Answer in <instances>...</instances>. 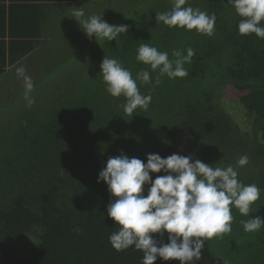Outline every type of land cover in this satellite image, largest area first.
<instances>
[{"label":"trees","instance_id":"trees-1","mask_svg":"<svg viewBox=\"0 0 264 264\" xmlns=\"http://www.w3.org/2000/svg\"><path fill=\"white\" fill-rule=\"evenodd\" d=\"M106 1L103 19L127 25V33L107 42L76 31L74 50L65 47L61 61L43 66L49 73L31 77V107L22 79L18 91L7 86L0 96V245L28 233L39 241L34 254L1 256L0 264H141L142 251H117L110 244L119 226L107 215L108 187L97 182L107 160L121 151L145 163L148 154L166 158L175 153L191 154L213 167L232 165L240 181L258 186L260 198L249 216L233 207L232 231L207 240L203 251L226 264H264V228L245 232L240 223L264 217V39L239 34L242 18L227 0H188L185 5L215 13L212 36L156 21V13L170 11L174 0ZM141 44L167 52L170 60L173 50L186 55L191 47L195 55L184 65L188 75L164 76L155 85L157 73L136 59ZM33 49V42L16 54L11 49L10 63ZM104 56L121 61L133 78L142 69L150 71L153 84L137 81L140 92L152 96L147 110L138 107L128 115L126 99L107 93L100 73ZM69 57L79 61L70 75L60 76L59 65ZM222 86L237 95L253 121L251 132L220 103ZM244 155L249 163L240 167L237 161ZM153 235L168 243V233ZM155 264L180 262L158 258Z\"/></svg>","mask_w":264,"mask_h":264},{"label":"clouds","instance_id":"clouds-1","mask_svg":"<svg viewBox=\"0 0 264 264\" xmlns=\"http://www.w3.org/2000/svg\"><path fill=\"white\" fill-rule=\"evenodd\" d=\"M188 0H174L170 11L156 13V21L169 28L195 30L197 34L212 36L215 31L216 15H211L185 6ZM242 19L238 23L241 35L255 34L264 39V0H227ZM73 17L85 35L91 39L107 42L127 33V25H110L100 15L86 17L83 8H76ZM186 55L173 50L169 59L167 52L158 51L149 44H141L136 59L150 66L157 73L155 85L161 77L183 78L188 75L184 68L191 63L194 49L188 47ZM100 73L106 84V91L112 97L126 99L124 111L132 115L139 107L147 110L151 95H143L137 81L153 84L149 70L142 69L135 78L118 59L104 56ZM23 80L24 98L29 107L35 103L31 98L32 78L23 66L16 68ZM249 163L247 155L237 161L240 167ZM155 179L151 173H161ZM103 181L111 194L107 215L118 225V231L109 236V242L117 251L130 247L143 252L141 264H155L178 260L180 264H196L202 258L205 242L232 231V208L243 216H249L253 204L260 198L256 184H244L238 179V172L232 165L213 167L194 159L191 154H172L162 158L159 154H148L145 163L139 158L121 154L110 157L99 172L97 182ZM147 186V195L144 194ZM245 232L256 233L264 228V217L256 216L241 220ZM168 233V243L158 241L153 234Z\"/></svg>","mask_w":264,"mask_h":264},{"label":"crops","instance_id":"crops-1","mask_svg":"<svg viewBox=\"0 0 264 264\" xmlns=\"http://www.w3.org/2000/svg\"><path fill=\"white\" fill-rule=\"evenodd\" d=\"M94 4L96 0H0V70L1 62L6 63L0 74V96L10 83L15 85L22 79L17 76L16 68L23 66L32 77L33 69L43 68L57 57L48 50L51 41L74 43L76 39L70 29L78 26L77 31L81 30L73 17L74 10L81 7L86 17L97 15ZM15 41L19 43L16 49ZM30 42L34 43V49L11 64V49L16 54Z\"/></svg>","mask_w":264,"mask_h":264},{"label":"rangeland","instance_id":"rangeland-1","mask_svg":"<svg viewBox=\"0 0 264 264\" xmlns=\"http://www.w3.org/2000/svg\"><path fill=\"white\" fill-rule=\"evenodd\" d=\"M106 4H107L106 0H96V4L94 5L96 6L95 9H97V15L99 14H101V16L103 15L107 7ZM114 6L116 8L117 4H115ZM91 13L93 12L91 11ZM77 30H78V26H73V29L72 28L70 29V31L73 32V35ZM76 42L78 41L76 40ZM66 45H67V41L61 42L60 40H58V41L50 42L48 50L54 52V54L57 56L53 58L54 60L60 57ZM61 46H64V48H60ZM66 48L67 50H74V47L72 45H69ZM61 60L62 59L60 57V61ZM78 61L79 59H75V58L73 59L72 57H69L65 64L59 65L61 71L57 72V74H60V76L70 75L72 73L71 70L75 68ZM32 72L33 73L31 75L33 76L35 75L34 72H36V74L38 72L39 75H42V73L44 74L49 73V71L44 70V68L33 69ZM19 85L20 83H17V85L16 84L13 85L10 83L9 85V87H11L10 90L15 92L18 91V89L20 88ZM218 97L220 103L228 110V112L232 115L236 123L239 124L242 129L251 132L253 121L249 116L245 114L243 109L240 107L238 97L234 93V91L228 86H222L218 92ZM38 244L39 241L37 240V238H35L31 233H28L24 237H21L10 244L0 245V261L3 259L1 256H3L4 258L10 255L23 256V257L30 256L37 251L38 248L36 249V247ZM197 262H199L200 264H226L220 258H217L206 252L204 253V251H202L201 260Z\"/></svg>","mask_w":264,"mask_h":264}]
</instances>
